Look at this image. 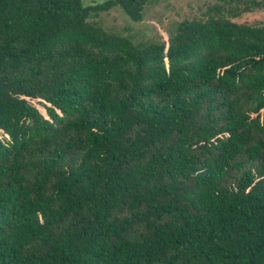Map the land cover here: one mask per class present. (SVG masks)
<instances>
[{"label": "trees", "instance_id": "trees-1", "mask_svg": "<svg viewBox=\"0 0 264 264\" xmlns=\"http://www.w3.org/2000/svg\"><path fill=\"white\" fill-rule=\"evenodd\" d=\"M153 1L0 0V264H264V22Z\"/></svg>", "mask_w": 264, "mask_h": 264}, {"label": "rangeland", "instance_id": "rangeland-1", "mask_svg": "<svg viewBox=\"0 0 264 264\" xmlns=\"http://www.w3.org/2000/svg\"><path fill=\"white\" fill-rule=\"evenodd\" d=\"M103 0H83L85 5ZM218 5L224 16L238 23L261 24L264 22V0H154L148 4L140 21L131 20L116 6L102 11L90 19L110 33L128 36L133 42H150L163 39L180 21L205 19L206 10ZM32 103L46 116L41 99ZM264 113V109L261 110ZM47 117V116H46Z\"/></svg>", "mask_w": 264, "mask_h": 264}]
</instances>
